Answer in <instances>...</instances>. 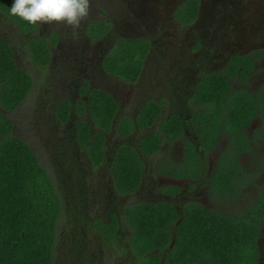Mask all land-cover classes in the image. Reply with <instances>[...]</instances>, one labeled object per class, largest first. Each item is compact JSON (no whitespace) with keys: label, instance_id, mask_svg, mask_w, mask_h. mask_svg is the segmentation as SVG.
<instances>
[{"label":"flooded vegetation","instance_id":"1","mask_svg":"<svg viewBox=\"0 0 264 264\" xmlns=\"http://www.w3.org/2000/svg\"><path fill=\"white\" fill-rule=\"evenodd\" d=\"M189 1L90 0L89 15L75 32L64 24L24 22L28 27L22 28L9 7L0 6V37L31 83L16 109L0 102V113L13 122L12 136L30 147L52 181L59 180L62 188L53 182L56 190L65 188L64 177L83 176L69 188L79 190L68 193L74 227L66 232L70 246L64 263L58 256L59 264H106L105 235L97 223L106 226L116 219L117 236L131 239L126 213L138 203L175 209L178 218L168 226L172 238L189 205L236 218L259 207L264 195V103L258 97L264 93V0H196V17L186 22L178 16ZM135 39L147 49L140 68L132 76L110 71L109 59L120 41ZM29 61L55 76L51 102L34 113L29 99L38 74L28 69ZM97 94L114 110L108 112L104 103L92 107ZM54 122L66 128L65 134L52 131ZM94 147L97 156L91 153ZM128 152L142 168L141 181L134 192L120 193L115 172ZM92 186L96 191L83 197ZM260 232L264 256V226ZM160 255L166 264V254Z\"/></svg>","mask_w":264,"mask_h":264},{"label":"trees","instance_id":"2","mask_svg":"<svg viewBox=\"0 0 264 264\" xmlns=\"http://www.w3.org/2000/svg\"><path fill=\"white\" fill-rule=\"evenodd\" d=\"M12 2L0 0V6L10 7ZM180 10L179 19L190 22L196 17L198 2L190 0ZM15 19L22 28L28 27L24 21ZM144 43L137 39L120 41L110 56V71L132 76L147 52ZM235 60L238 62L240 58ZM0 85V102L9 111L18 107L31 87L29 77L17 69L13 53L1 37ZM258 97L264 103V93ZM248 102L252 104L254 100L249 98ZM99 103H104L108 112L114 110L111 102H103L98 94L94 95L92 107ZM93 113L99 118L97 110ZM12 129L13 122L0 113V264H59L57 258L62 254L59 239L65 232L58 224L66 216V205L51 176L30 147L12 136ZM84 134H89L87 128ZM91 153L99 154L95 147ZM127 154L123 155L125 159H119L115 172L120 193L134 192L141 181L142 168L135 162L137 158L130 152ZM221 182L226 184V180ZM257 205L246 218V214L236 218L189 205L184 220L176 228V237L172 238L168 226L178 218L175 209L164 203H138L126 213L135 235L130 239L131 250L143 264H161L162 252L166 254V264H264L260 248L264 195ZM96 227L104 232L106 246L114 243L112 246L123 252V236L120 233L117 236L116 219L106 226L97 223Z\"/></svg>","mask_w":264,"mask_h":264},{"label":"rangeland","instance_id":"3","mask_svg":"<svg viewBox=\"0 0 264 264\" xmlns=\"http://www.w3.org/2000/svg\"><path fill=\"white\" fill-rule=\"evenodd\" d=\"M241 12L240 10L238 11V13ZM240 15V13H239ZM166 29V28H165ZM166 33H171L169 31H166ZM158 36V35H157ZM166 36V34H165ZM166 38V37H165ZM30 62V67L28 68L30 71L32 72H36L38 74L37 76V79H36V83L34 85V89L32 91V94L30 96V99H29V104L30 106L33 107V113H34V108H37L38 106H41V107H45L46 105H44L45 102L48 103L51 102V97L53 96V94L56 92L54 91V84H52V82L54 81L55 79V76L53 74H49L50 71L49 70H41L39 69L38 66H35L33 62L29 61ZM57 71V69H54L53 70V73H55ZM44 110V109H43ZM77 123L78 121H74L72 123V125H70L69 129L72 131L73 128H76L77 127ZM21 126H26V125H22ZM54 126H57L58 128V131L56 132L55 131V127ZM54 126H53V132H55V134H65V127L64 126H58L56 122H54ZM26 128L29 129V127L26 126ZM81 153H82V150H81ZM52 162V161H51ZM49 166H50V163H47ZM114 178V174H113V177ZM83 180V176H80V177H77V178H68V177H64V180H65V188L66 190L64 189H59L58 190V194H63L61 195L62 196V199L64 200L63 203H65L66 205V213H65V217H62L61 218V221L59 222L58 224V227L60 228L61 231L65 232V234L61 235L60 236V239H59V246H60V252H62L61 256L63 257L61 259V262L64 263L65 262V259L66 258V255H67V252H68V246L67 243L66 244V241H68V238H67V234L70 235V232L73 230V227H74V224L72 223V220L70 219V216L69 215L71 212L70 210V207L68 204L70 203L68 199L71 198V196H68V193L69 192H77L79 189H69L74 185H77V183L80 182V180ZM106 180H107V183L109 181V178L106 177ZM90 181V178H86L85 179V182H88ZM54 184L56 185V187H59L62 188V185H60V182L59 180H54L53 181ZM86 184V186H87ZM96 187L95 186H92L89 188V190H85L84 189V195L83 197H86V195H89V194H93L94 191H96ZM70 190H73V191H70ZM86 191V193H85ZM72 209V207H71ZM73 211V210H72ZM119 211V210H118ZM109 212V211H107ZM73 215V214H72ZM79 227V226H78ZM66 232H69L66 234ZM124 235H127V231L124 233ZM96 241H101V238H95ZM112 244L114 243H109V245L107 244V246L105 247L106 249V254H105V260H106V264H143L141 262H139L137 260V257L134 255V253L132 252V248H131V241L130 239H128L127 236H123V240H122V246H123V252H119L117 251V247L115 246H112ZM70 246V244H69ZM95 247V246H94ZM115 248V249H114ZM104 248H101V250H105ZM96 254H102L103 251H100V250H96L95 251Z\"/></svg>","mask_w":264,"mask_h":264},{"label":"clouds","instance_id":"4","mask_svg":"<svg viewBox=\"0 0 264 264\" xmlns=\"http://www.w3.org/2000/svg\"><path fill=\"white\" fill-rule=\"evenodd\" d=\"M90 0H13L9 14L33 26L64 24L74 30L88 17Z\"/></svg>","mask_w":264,"mask_h":264}]
</instances>
